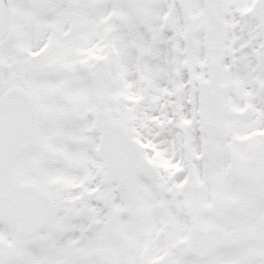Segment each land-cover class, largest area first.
I'll return each instance as SVG.
<instances>
[{
  "label": "snow or ice",
  "instance_id": "obj_1",
  "mask_svg": "<svg viewBox=\"0 0 264 264\" xmlns=\"http://www.w3.org/2000/svg\"><path fill=\"white\" fill-rule=\"evenodd\" d=\"M0 264H264V0H0Z\"/></svg>",
  "mask_w": 264,
  "mask_h": 264
}]
</instances>
